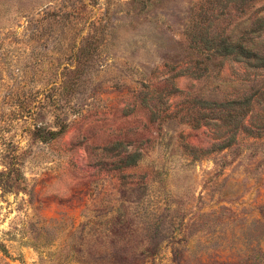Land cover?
Instances as JSON below:
<instances>
[{"label": "rangeland", "instance_id": "374dc122", "mask_svg": "<svg viewBox=\"0 0 264 264\" xmlns=\"http://www.w3.org/2000/svg\"><path fill=\"white\" fill-rule=\"evenodd\" d=\"M0 264H264V0H0Z\"/></svg>", "mask_w": 264, "mask_h": 264}, {"label": "trees", "instance_id": "16d2710c", "mask_svg": "<svg viewBox=\"0 0 264 264\" xmlns=\"http://www.w3.org/2000/svg\"><path fill=\"white\" fill-rule=\"evenodd\" d=\"M226 43L224 44V51L222 52H220V53H218V55H223L224 53L226 54V55H234L236 52H238V53H245L246 55H248L245 51H243V49L242 48H239L238 50H235V48H233L232 47V45L230 44V43H228L227 41H225ZM249 55H251V54H249Z\"/></svg>", "mask_w": 264, "mask_h": 264}]
</instances>
